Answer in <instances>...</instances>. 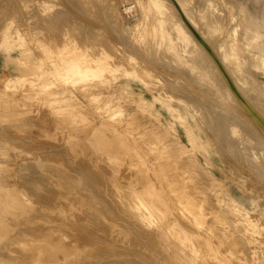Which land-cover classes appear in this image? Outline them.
<instances>
[{
    "label": "rangeland",
    "instance_id": "obj_1",
    "mask_svg": "<svg viewBox=\"0 0 264 264\" xmlns=\"http://www.w3.org/2000/svg\"><path fill=\"white\" fill-rule=\"evenodd\" d=\"M134 1L0 0V75L19 76L24 72L34 74L36 67L40 66L39 70H46L48 73L53 68L52 71L56 73L59 71L58 74L62 75L57 78L54 74L45 75L51 87L57 90L72 88L74 93H77L78 96L75 94L77 98L83 101L85 109H89L92 117L96 118L85 134L80 125L74 126L70 121L54 119L49 111L57 109L55 107L58 106L49 101L46 95L41 96L38 91L33 93L34 89L29 90V88L17 87V91L16 88L15 90L3 88L0 83V165L2 166H0V223H4L0 224V229L2 228L0 264H180V262L206 264V261L210 262L203 248L196 245L201 239L200 231L186 225V236L182 238L184 243L187 240L195 242L197 248L194 249L197 250V255L190 249L189 244L180 243V239L175 241L168 235L157 234L162 221L160 216L156 215L151 222L152 219L148 222L147 219L137 218L135 214L137 208L131 198L130 189L147 190V183L140 177L137 167L127 169L123 166V170L118 169L116 174L118 177L116 178V175L113 177L107 154L101 148L104 145L111 147L116 141H121L127 147L126 150L130 151L129 156L136 152L137 158L144 161V166L147 170L150 169L147 173L150 185L155 191L158 190L160 181L158 175L153 172V150L156 149L155 154L159 153L161 143L169 141L170 144L167 142L166 145H170L171 151L170 149L166 151H175L178 152L176 155H179L182 146L183 156L197 157L204 172L214 175L216 181L213 183L218 182L219 187L216 189L221 188L222 199L225 200L227 194L232 196L235 202L250 213V216L258 219L264 236L262 186L260 185L256 190L247 188L248 183H245L246 178L243 173L248 171L247 168L236 173L233 171L237 166L225 162V159L233 160L237 151L243 155L242 146L236 142L240 140L239 136H243L242 132L237 128L231 131L234 127L225 131L220 125L219 120L225 117V109L221 108L224 104L220 98L215 97V92L209 85L211 79L205 74V70L194 65L192 58L196 55L187 53V49L184 52L179 39H176L177 30L174 29L175 33L171 30V27L174 28L171 25V22L174 23V18L171 16L168 19L167 16L170 14L166 11L165 15L169 23L165 21L164 23L162 22L164 16H159L154 11H142L133 3ZM142 1L147 3L148 0ZM205 1L190 0L188 10L193 17H197L196 19L199 18L200 10L207 4ZM224 5L236 7L234 11V14H238L237 19L234 20V22L237 20L236 23L240 22L239 17L242 16L245 7L251 15L259 16L264 11V0H223L218 5V9H223ZM131 8L134 10L132 11ZM201 16L204 17L203 14ZM206 21V18L201 21L202 28L211 33L212 29ZM4 35H7L12 42L11 48L2 44ZM222 38L224 35L218 38L213 36L212 39L213 42L224 44ZM75 54L79 58L77 56L75 58ZM69 56L72 57L68 58L71 62L74 58L78 63L80 58L82 63L83 60L85 63L93 62L90 64L91 67L96 65L94 57L104 63L106 72L102 80L105 81L101 89L98 88V91L97 88L93 89L92 86L97 81L94 77L79 82L76 87L65 82L67 81L66 66L71 63L66 60ZM22 62L26 63L25 66ZM147 70L149 71L146 72ZM257 79L264 86V76H257ZM118 80L130 85L134 92L141 93L149 101H153L158 95H163L161 101L173 103L183 115V119L176 118L173 113L165 109H159L160 116L154 109L149 114V111H146L149 107L133 102L130 93L120 92L113 95L115 93L112 91L113 85ZM87 84L91 86V90H94V93L90 91V94L96 93L99 100H90L92 101L90 102L83 98L79 88L81 85L88 86ZM30 85L26 84L27 87ZM34 94L39 99H35ZM180 94L185 98L183 102L173 101L180 97ZM109 105L120 106L119 113L116 118L108 117L109 119H104L105 123H101L99 112ZM187 123L196 128L199 137L193 144L188 141L185 132ZM215 125L222 127L220 130L222 135H218L219 131L214 130ZM80 135L86 139H82ZM161 138H165L163 142L159 140ZM98 140L101 142L99 143ZM228 140L236 142L238 150L228 149ZM97 142L103 146H99ZM152 142V146L156 145V148L146 152L147 145ZM204 155H210V165L204 160L206 159ZM263 177L257 179L256 176V179L258 181L262 179L261 184L264 186ZM117 179L118 181H115ZM185 191H188L187 188ZM201 191L206 192L203 186ZM10 192L13 193L11 196L17 192L15 195L17 201L16 198L12 199L14 197L9 196ZM196 196L202 199L205 197L201 193ZM255 197L258 198L257 205ZM8 200L9 202L12 200L11 203H8ZM203 210L206 212V209ZM220 219L221 217L213 219L214 226L225 224ZM183 257L185 259H182ZM226 261L232 264L234 260Z\"/></svg>",
    "mask_w": 264,
    "mask_h": 264
},
{
    "label": "bare ground",
    "instance_id": "obj_2",
    "mask_svg": "<svg viewBox=\"0 0 264 264\" xmlns=\"http://www.w3.org/2000/svg\"><path fill=\"white\" fill-rule=\"evenodd\" d=\"M220 2H223V0H206L205 3L207 4L204 6V8L200 10L198 19H196L197 17L196 18L193 17L188 10L190 6V0H148L147 3L146 1L143 2L142 0H135L133 3L136 4V6L138 5L142 9V11L143 10L154 11L157 15L164 16V20L162 19V22L165 21L167 22V24L169 23L167 21V17L168 19H170L171 16L172 18H174V23L171 22L170 20L169 21L172 23L171 25L174 26L173 29L170 26L172 32L174 31V29L177 30L176 33L175 31L173 32L176 34V39L177 40L179 39V42L182 44V47L184 49V52L187 49L186 50L187 53L191 52V54L196 55L194 58H192L194 60L193 62L195 63L194 65L198 66L197 68L200 67L199 69L205 70V74L211 79V83L209 85L211 86V89L215 92L214 94L215 97L220 98V100H222L221 102L224 104L223 105L224 107H221V108L225 109V117L219 120L221 122L220 125L223 127V130L225 128V131L226 129L228 130L230 127H234L233 129L231 128V131L237 128L239 129V131L242 132L241 134H243V136H239L240 140L236 141L238 145L242 146L243 155H240L241 152L238 153L237 151V153H235L233 160L225 159V162H228L229 164L233 166H237L235 170L233 169L234 167L232 168L234 170L233 172H236V173L239 170L242 171V169H244L245 167L247 168L248 171L243 172L245 174L244 175L245 177L244 176L243 177L246 178V181L248 180L247 182L245 181L246 184L248 183V186L246 185L247 188L256 190L261 185L264 190V186L261 184L262 179H259V181L257 180L259 177L262 178L264 176V86L260 84L257 79V76H264V11L261 13L262 15H259V16H256L253 14L251 15L249 14V12H247L249 10L246 11L245 9L246 7H245L243 8L242 16L239 17L240 22L236 23L237 20L234 22V20L237 19L238 17V14L236 13L234 14L236 7L235 6L230 7L229 5L227 6L224 5L222 6L224 8L223 9L221 8L220 10L218 9V5H220ZM237 5H240V4H237ZM138 6L137 8H139ZM239 9L240 8L238 7V10ZM133 10L134 9H132V11ZM166 11L170 14L167 17L165 15ZM201 14L204 15L203 18L207 19L206 23L209 26V28L212 29L211 33H209L207 30L202 28L201 21L203 20V18H201L202 17ZM221 35H224V38H222L224 39L223 40L224 44H218V42H213V39H212L213 36H217L218 38ZM2 39H3L2 44L5 45V47L7 48H11L12 42L9 40L7 35H4ZM188 48L190 50H188ZM218 54H220V56ZM76 56L77 55L75 54V58ZM68 58H72V57L69 56L67 57V59L66 57L64 59H66L67 62H71V61H68L69 60ZM96 58L94 57L95 59L94 63L96 65L92 67L90 66V64H92L93 62L85 63V60H83V57H82V60L84 61L83 63L81 61V58H80V63L72 59L73 61L67 64L66 66L65 77L67 81L65 82L72 87H76V85L79 82L89 79L90 77H94L95 79H97V81L95 82L94 86H92L94 87L93 89L97 88V91H98V88L101 89V86L104 84V81H105V80L104 81L102 80V77L105 75L106 66L104 65L102 61L96 60ZM64 59L63 61L66 63ZM87 61H88V58H87ZM56 62H58V60ZM25 64L23 65L25 66ZM42 64L44 63L42 62ZM48 66L50 67V64H48ZM57 66L60 67V65H57ZM30 67L32 66H29V68ZM36 68L37 70L34 69V71L36 70V73L34 74L23 71L24 73H22L19 76H11L10 74L0 75V83L2 84L3 88L14 89V90L16 88L15 91H17V87H22L24 89L29 88V90L34 89L33 93L38 91L37 93L39 95L41 96L46 95L49 98L48 99L49 101L53 102L56 106H58V107H55L57 109H50L49 111L50 114L54 116V119L58 121L59 120L70 121L72 122L74 126L80 125L83 127L81 129H84L85 134H87L90 127L94 124V121L96 118L92 117V113L89 112V109L87 108L85 109V105H83V101H80L77 98L78 96L77 93H74L72 88H68V87L63 88L64 86H62L63 89L58 88L59 90H57L56 88L55 90L51 87L45 75L54 74L55 77L57 78L60 75H62V74H58L59 71L58 73H56V71H52L53 70L52 68V70H49L47 73L46 70H42V69L39 70L38 67ZM25 69L27 70V68ZM60 70L62 69L60 68ZM148 71L149 70H147L146 72ZM26 84L27 86H29L30 84L32 85H30V87H27ZM114 85H113L114 90L112 91H114L115 93L114 94L112 93L113 95L115 94L117 95L120 92L130 93L133 98V102L137 103L138 105L140 103L143 107L144 106L149 107V110L148 108L146 110V111H149V114L151 113V110L154 109L156 114L160 116L159 109H165L167 110V112L173 113L176 118L183 119V115H181L179 111L173 106V103L171 104V102L169 103V102L161 101V97L163 95L162 96L158 95V97L154 98L153 101H149L141 93L134 92L131 89V86L125 82H121L120 80H118L116 81ZM79 89H81V95L83 96L84 99L89 100V101L90 100L97 101V99L99 100V96L98 95L96 96V93L95 95H93L92 93L90 94V91L91 92L94 91V90H91V86L81 85ZM149 89L151 90V88ZM18 90H22L25 93L27 92L19 88ZM18 92L20 93V91ZM30 95L32 94L30 93ZM46 96L44 97L46 98ZM179 96L180 97L173 99V101L177 100L179 102L180 101L183 102V99L185 98L181 97L182 96L181 94ZM35 97L36 95L34 96V98ZM172 97L173 96H171V98ZM171 98L169 97V99ZM35 99H39V97H36ZM118 109H120V106L118 105H109L108 108H106V106L102 108V111L99 112V114L101 115V117L99 118L101 119L100 122L105 123L104 119L108 117L112 119L114 117L116 118V116L119 113ZM219 121L217 124L220 123ZM105 125L106 124H104L103 126ZM222 127H220L219 125L216 127L215 125L214 130L219 131L218 135H222L220 134L221 133L220 130L222 129ZM75 130L77 131V129ZM111 132L112 131H110V133ZM185 132H186V135L188 136V141L191 144L194 143L195 139H199V137L196 134V128H194L189 123H187L185 127ZM80 137L82 138L81 135ZM83 138L85 137L83 136ZM164 139L165 138H161L159 140L163 142ZM98 142L100 143L101 141L98 140ZM167 142L164 141V143H161L162 144L161 145L162 147H160L161 150L159 151L157 149L159 153H156V154H155L156 149L153 150V148H156V145L153 147L152 146L153 142L150 145H147L148 150H146V152H148L149 150L150 152L152 150L154 151V153H152L153 154L152 159L154 160V163L152 164L153 172L155 173V175H158L159 181H160V185L158 187V190L156 191L150 185V178L147 173L150 169L147 170V167L144 166L145 164L144 161L137 158L138 155L136 154V152L131 153L129 156L128 154L130 153V151L126 150L127 147H125L123 143H121V141L120 142L116 141V143L111 145V147L109 146L104 147L105 145L103 146V145L98 144L99 146H103L101 149L103 150V152L107 154L109 165L111 169L113 170L112 172L113 177L118 173L119 171L118 169L121 168L123 170L124 168L123 166L127 167V169L137 167L140 177L143 180H145V182L147 183L146 184L148 188L147 190L143 189L144 190L143 191V190H138V189H130L131 198L134 201L136 208H137L136 209L134 206V208L137 210V212L135 213L137 214L136 216H138L137 218H140V220L147 219L148 221L149 219L155 218L156 215L160 216L162 221L159 220L161 221V223H160V227H159L157 234L158 235L160 234L168 235L175 241H178L180 239L181 240L180 243L189 244L190 249H192V251L195 254H197V250L194 248H197V246L200 245L203 248L204 252L206 253V256L208 257V259H210V262L209 261L205 262L206 264H228L226 260H229V259L234 260L232 264H264V236H263V233H261V228H260L261 224L259 225L258 219L255 216H254L255 218L250 216L249 215L250 213H248L244 207H242L237 202H235L232 196L227 194L226 195L227 198L225 200L222 199V196H221L222 191H220L221 188L220 190L216 189L217 187H219L218 182L213 183L216 181V178L214 177L213 174L204 172V169L202 168L198 158L192 157L189 155L183 156L182 154H184V152H183L182 146L180 148L181 153H179V155H176L178 152L176 153L175 151H172V152H169V150L166 151L167 149H170L169 148L170 145L168 144L166 145ZM236 142L228 140V143H229L228 149H232L234 151L238 150L237 148L238 146L236 147L235 145ZM126 143H128V141ZM156 144H157V141H156ZM174 145H171V146L173 147ZM204 158H206L204 160H206L208 164L210 165L211 163L210 155H204ZM244 163L246 165H244ZM229 164H227V166ZM120 173L122 174L121 171ZM256 176H257V179H256ZM117 177L118 175H116V178ZM115 181H118V179ZM202 186L205 188L206 192L201 191ZM186 188L188 190L187 192L185 191ZM257 191H260V190H257ZM11 193L12 192H10L9 196L14 197L12 199H15L16 198L15 195L17 194V192L13 196H11ZM200 193L204 194L205 197H203V199L200 198L199 196H196ZM262 193L264 194V191ZM254 199L257 205L258 198L255 197ZM11 201L12 200H10L9 202L8 200V203H11ZM16 201H17V198H16ZM134 203L132 205H134ZM203 209H206V212H204ZM215 214H218V215H215ZM218 217H221L222 221L225 222V224L220 223L219 226H214V224L212 223L214 222L213 219L218 218ZM151 221H153V219L150 220V222ZM151 224L152 223H150V225ZM186 225H190L191 227L200 231L199 235H201V239L196 244L197 246H195V242H191L190 240H187V242L184 243V241L182 240V238L186 236ZM42 246H43V243H42ZM195 254L193 256H195ZM182 259H185V258L183 257Z\"/></svg>",
    "mask_w": 264,
    "mask_h": 264
}]
</instances>
